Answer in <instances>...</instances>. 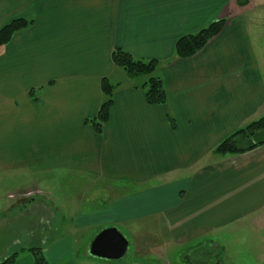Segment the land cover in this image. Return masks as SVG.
Listing matches in <instances>:
<instances>
[{"label":"crops","instance_id":"obj_1","mask_svg":"<svg viewBox=\"0 0 264 264\" xmlns=\"http://www.w3.org/2000/svg\"><path fill=\"white\" fill-rule=\"evenodd\" d=\"M249 3L0 0V29L30 21L0 45V174L91 179L78 195L102 183L75 226L128 224L132 234V222L157 220L179 245L246 233L261 238L253 256L264 257V144L213 152L264 115V50L250 33ZM218 20L224 26L200 51L175 56L179 38ZM115 49L156 61L151 75L161 80L164 104L146 102L149 75L114 65ZM102 79L113 85L112 103L97 132L90 120L104 100ZM105 192L110 200L99 204ZM61 252L57 264L73 260L70 245Z\"/></svg>","mask_w":264,"mask_h":264},{"label":"rangeland","instance_id":"obj_2","mask_svg":"<svg viewBox=\"0 0 264 264\" xmlns=\"http://www.w3.org/2000/svg\"><path fill=\"white\" fill-rule=\"evenodd\" d=\"M249 9L252 13L247 15V19L252 39L264 50V0H251ZM89 180L53 173L0 174V263L14 256L12 264H26L28 258L34 264L33 253L40 249L46 264H57L55 258L60 254L63 260L66 255L61 251L68 249L69 245L73 260L80 264L264 263V257L253 256L254 252L260 254L261 242L258 240L261 238L246 236V233L241 237H230L222 231L179 245L169 240L167 231L158 225L157 220L132 222V228L135 226L137 229L132 234L128 224L75 226L74 216L88 213L93 207L90 200L98 197L97 192L105 190L103 184L97 182L93 187H84L83 193L78 195L76 188L82 182L90 183ZM78 196L83 203L75 199ZM100 196L96 201L104 205L111 195L105 192ZM106 227H115L128 241V249L120 259L87 256L89 244ZM222 244L226 255L220 259ZM47 250L49 253H45ZM73 260L68 259L64 264H75Z\"/></svg>","mask_w":264,"mask_h":264},{"label":"trees","instance_id":"obj_3","mask_svg":"<svg viewBox=\"0 0 264 264\" xmlns=\"http://www.w3.org/2000/svg\"><path fill=\"white\" fill-rule=\"evenodd\" d=\"M247 2L248 0H237V4L240 6H244ZM29 23L30 21L16 19L2 27L0 29V45L8 42L14 32L26 27ZM224 23L225 20H218L194 34L179 38L174 46L175 56L178 58H188L195 55L212 37L220 32ZM111 60L114 65L122 68L130 75H149L145 83L146 102L148 104L165 103V93L161 80L151 75L156 66L155 60L144 61L142 59H136L120 49H115L112 52ZM101 88L104 100L100 104L96 117L90 120L91 125L97 132L100 131L102 123L108 118L109 108L112 103L111 95L113 85L108 80L102 79ZM262 144H264V115L231 133L214 148L213 152L221 155L238 154L249 151ZM33 255L34 264H46L40 249L35 251ZM13 261L14 256L3 260L0 264H12ZM199 264L204 263L199 261Z\"/></svg>","mask_w":264,"mask_h":264},{"label":"water","instance_id":"obj_4","mask_svg":"<svg viewBox=\"0 0 264 264\" xmlns=\"http://www.w3.org/2000/svg\"><path fill=\"white\" fill-rule=\"evenodd\" d=\"M128 249V241L115 228L106 227L99 231L89 244L88 254L107 260L122 258Z\"/></svg>","mask_w":264,"mask_h":264}]
</instances>
